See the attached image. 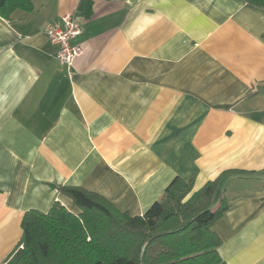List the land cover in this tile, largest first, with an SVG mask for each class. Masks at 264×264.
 <instances>
[{
  "label": "crops",
  "instance_id": "1",
  "mask_svg": "<svg viewBox=\"0 0 264 264\" xmlns=\"http://www.w3.org/2000/svg\"><path fill=\"white\" fill-rule=\"evenodd\" d=\"M83 30L71 71L46 29ZM218 180L227 264H264V10L245 0H34L0 15V264L80 187L142 216Z\"/></svg>",
  "mask_w": 264,
  "mask_h": 264
},
{
  "label": "trees",
  "instance_id": "2",
  "mask_svg": "<svg viewBox=\"0 0 264 264\" xmlns=\"http://www.w3.org/2000/svg\"><path fill=\"white\" fill-rule=\"evenodd\" d=\"M33 1L0 0V15L30 11ZM245 1L264 10V0ZM218 186L210 181L193 193L194 181L176 178L142 216L120 211L97 193L60 186L79 212L60 202L46 213L27 212L5 264H227L213 229L228 209L225 199L212 209Z\"/></svg>",
  "mask_w": 264,
  "mask_h": 264
},
{
  "label": "built area",
  "instance_id": "3",
  "mask_svg": "<svg viewBox=\"0 0 264 264\" xmlns=\"http://www.w3.org/2000/svg\"><path fill=\"white\" fill-rule=\"evenodd\" d=\"M50 42L58 47L57 59L68 71L74 66L82 54V46L74 45L73 41L82 36L83 30L71 15L62 17V25H50L46 29Z\"/></svg>",
  "mask_w": 264,
  "mask_h": 264
}]
</instances>
